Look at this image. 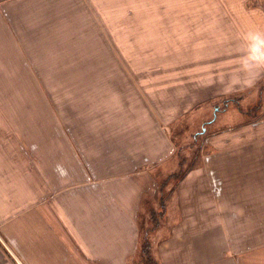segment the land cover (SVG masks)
Instances as JSON below:
<instances>
[{
	"label": "crops",
	"instance_id": "0c3cea01",
	"mask_svg": "<svg viewBox=\"0 0 264 264\" xmlns=\"http://www.w3.org/2000/svg\"><path fill=\"white\" fill-rule=\"evenodd\" d=\"M80 1L72 15L94 14ZM176 1L190 19L173 25L175 59L189 69L175 63L174 80L190 81L167 92L173 103L127 102L110 88L97 120H55L46 104L45 118L0 137V239L19 264H264V121L212 138L205 163L173 187L164 169L186 102L234 95L240 109L264 78V0ZM55 14V0H0V59H55ZM148 215L160 218L142 228ZM13 261L0 248V264Z\"/></svg>",
	"mask_w": 264,
	"mask_h": 264
},
{
	"label": "rangeland",
	"instance_id": "374dc122",
	"mask_svg": "<svg viewBox=\"0 0 264 264\" xmlns=\"http://www.w3.org/2000/svg\"><path fill=\"white\" fill-rule=\"evenodd\" d=\"M85 1L86 9L94 14L72 15L84 8L80 0H55V28L64 27L61 33H55V41L61 40L55 47L60 53L55 59H0V137H13L21 119L28 122L35 114L45 118L46 104L54 106L55 120H97V98L108 103L110 88L115 95L122 94L123 101L130 102L131 98L134 102L169 104L174 96L167 92L176 83L185 86L190 81L188 77L174 80L175 63L182 66V75L189 69V59L183 63L175 59L180 42L175 39L173 25L180 18L189 24L190 19L188 10L174 11L176 0ZM188 4L183 0V8ZM126 8L132 11L129 15ZM181 44L182 55L188 56L189 40ZM244 94L241 98L245 105L241 102L240 109L229 100L238 96L224 94L184 104L189 111L170 127L177 155L164 167L167 185L173 187L190 167H201L204 154L215 150L212 138L224 130L234 135L238 124L264 121V78ZM226 103L229 109L218 110L226 108ZM36 105L38 111L34 112ZM257 129L259 135L264 132V126ZM173 169L180 170L172 175ZM170 199L167 201L173 202ZM159 218L148 215L142 228L152 227ZM169 228L167 223L162 225L164 233ZM0 242V248L15 260L14 245ZM13 264H19L18 260Z\"/></svg>",
	"mask_w": 264,
	"mask_h": 264
}]
</instances>
